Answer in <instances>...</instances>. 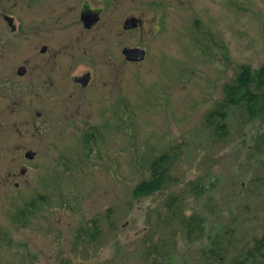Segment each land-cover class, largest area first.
<instances>
[{
	"label": "rangeland",
	"instance_id": "obj_1",
	"mask_svg": "<svg viewBox=\"0 0 264 264\" xmlns=\"http://www.w3.org/2000/svg\"><path fill=\"white\" fill-rule=\"evenodd\" d=\"M117 3L121 10L115 17L106 8L107 27L112 24L117 31L119 19L132 13L141 19L138 30L118 37L123 47L144 49L140 63L126 62L112 48L114 37H108L107 48L92 45L87 57L78 53L68 39L71 32L77 34L72 24L66 34L38 37L20 0H0V181L14 165L17 146L38 142L30 139L26 125L38 121L37 111L45 116L43 135L57 146L54 166L40 160L39 150L16 194L12 185L0 186V264H151L162 250L167 264H196L207 242L188 245L174 223L170 229L166 201L188 183L201 181L209 190L197 199L189 193L187 206L202 212L207 227L213 224L215 230L249 181L255 165L246 158L257 127L247 126L241 140L212 142L201 121L240 66L264 64V0ZM7 6L14 26L26 23L28 31L18 27L10 34L3 20ZM80 39L85 44L87 37ZM44 44L50 51L41 56ZM54 50L57 66L65 65L55 91L47 59ZM25 62L33 74L40 67L47 84L39 81L38 88L12 78L7 95L3 79L9 71L17 79L15 72ZM85 73L90 82L83 88L73 78ZM175 146L180 150L171 170L175 185L133 199L131 190L146 179L150 162ZM36 194L45 197V206L29 225L13 222L12 214ZM243 201L259 204L250 197ZM203 204L218 217L206 214ZM91 220L99 229L93 241Z\"/></svg>",
	"mask_w": 264,
	"mask_h": 264
},
{
	"label": "trees",
	"instance_id": "obj_2",
	"mask_svg": "<svg viewBox=\"0 0 264 264\" xmlns=\"http://www.w3.org/2000/svg\"><path fill=\"white\" fill-rule=\"evenodd\" d=\"M201 123L202 130L212 142H227L234 136L237 139L247 126L257 127L246 158V162L251 160L255 167L241 198L234 202V210L227 211L226 220L217 229L213 230V224L207 227L202 212L198 214L187 206L189 193L197 199L209 190L201 181L188 183L184 190L168 198L165 220L170 229L174 223L186 244L207 242L208 248L202 250L196 264H264V64L257 69L240 66L235 78L223 87L222 97L204 114ZM94 131L90 128L91 140L96 139ZM83 145L86 147L85 141ZM178 154L179 147L175 146L152 160L146 179L131 190L132 198H148L172 188L176 180L171 176V170ZM247 197L259 204L249 206V203H243V198ZM44 200L43 195H34L26 201L24 209L12 214V221L23 227L29 225V220L45 206ZM203 208L206 214L218 217L214 209L205 208L204 204ZM90 225L93 241L99 234L98 223L91 220ZM161 248H164L163 244ZM151 264H167L165 251L159 252Z\"/></svg>",
	"mask_w": 264,
	"mask_h": 264
},
{
	"label": "flooded vegetation",
	"instance_id": "obj_3",
	"mask_svg": "<svg viewBox=\"0 0 264 264\" xmlns=\"http://www.w3.org/2000/svg\"><path fill=\"white\" fill-rule=\"evenodd\" d=\"M10 1L15 2L17 0ZM117 1L118 0H20V3L21 9L27 13H30V24H33L34 32L36 33V36L38 35V37H44L43 35L47 32L50 36L57 37L60 33H62V35L64 33L66 34L65 30L69 27L70 24H72L74 29L77 31V34L74 35L71 32V36L68 37V39L72 38L74 41L72 47L76 48L78 50V53H81L86 57L92 51L90 50L91 46L95 45V43L102 44V46L100 47H103L104 45L103 48H107L106 44L109 41L108 37L116 38L114 39V46H112V48L115 47L116 50L119 49L121 51V54L124 49H141L144 51V49L138 47H123L121 44L118 43V37H121L122 34L133 32L141 27V19L138 18L136 15H133V13L126 16L123 21L119 19V24L121 25L120 28L122 29L118 28V30L116 31V26H113L112 24L110 25V27H107V19H105L106 8H108V10L111 12V16L115 17L116 12L121 10ZM3 12L5 14L3 15V20L5 21L10 31V34H14L15 32H17L18 27L20 29L23 28L24 31L29 30H26V23H22L21 26L20 24L17 25V27L14 26L15 17L7 14L11 13L10 7L7 6ZM132 18L137 20L136 28L125 30L123 28L124 22ZM6 19H10L11 22L8 23ZM87 34L91 35L89 36ZM82 36L87 37L85 44L83 43L84 40L80 39ZM48 50V44H44L40 47L39 54L41 56L45 55L46 53H48ZM58 55L59 52L54 50V52L50 53L47 57L49 63L52 64L48 67L55 76L53 80H50V85H54V91L57 88L59 80L58 76L63 75L62 70L63 66H65H57ZM88 59L90 60V58ZM101 66L102 62L99 63V67ZM19 68L24 69V73L21 76L18 75ZM117 68V65H115L116 70ZM15 73L17 79L15 76L10 74V71L9 77L3 79V81L6 82L3 83V85L5 84L4 86L6 87H2V89H5L7 91V95H9V91L7 90L9 89V86L7 85L8 83H10L9 80L12 78L14 79V81L16 80L15 83L24 80V83L26 85H33L35 87H38L39 81L41 84H47V82L43 81V74L41 68L35 67V73L33 74V70L31 71V68H29L28 62H25L23 63V66L21 65L20 67H18ZM32 74L34 75V77ZM115 76L116 79H118L119 72H115ZM73 81L74 83L79 84L81 87L86 88L90 82V74L85 73L82 77H74ZM116 88L118 89V84H116ZM36 96L38 97L39 95ZM41 112L43 111H37L36 113L38 121L34 119L26 124L29 127L28 135L30 139L32 141L37 139V145L33 144V142H31L30 145H18L16 150H14L15 152H13V155L11 156V161L14 165L12 168L11 166L9 167V171L6 173L5 181H0V186L12 185L14 189L12 193L14 194H16V192L19 190L20 185L23 184V178L25 177L26 171H31L32 168L35 167H32L31 164H33L37 161V159H39V150H41L42 153L40 160H42L43 163L47 164L48 160H50L51 165L54 166L56 162L57 146H55V139L52 137L51 140L48 141L45 135H43V132H46L47 128H45V116ZM0 132H2V130H0ZM50 133H55L53 127L50 128ZM28 153L33 155L32 159L30 160L26 159V154ZM22 170H24L23 174L21 173ZM1 193L2 192L0 191V194ZM17 199L20 198L17 197Z\"/></svg>",
	"mask_w": 264,
	"mask_h": 264
},
{
	"label": "water",
	"instance_id": "obj_4",
	"mask_svg": "<svg viewBox=\"0 0 264 264\" xmlns=\"http://www.w3.org/2000/svg\"><path fill=\"white\" fill-rule=\"evenodd\" d=\"M8 23H10V19H6ZM137 26V20L136 19H129L126 20L123 24V28L125 30H130L134 29ZM123 58L126 62H131V63H140L145 59V52L141 49H124L122 51ZM24 73L23 68L18 69V75H22ZM33 155L28 153L26 154V159H32ZM21 173H24V170L21 171Z\"/></svg>",
	"mask_w": 264,
	"mask_h": 264
}]
</instances>
